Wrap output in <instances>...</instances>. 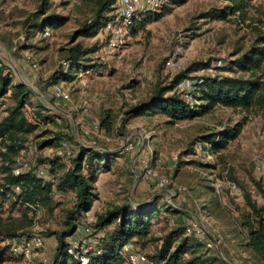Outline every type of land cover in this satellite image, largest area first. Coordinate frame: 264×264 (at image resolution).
Segmentation results:
<instances>
[{"label":"rangeland","instance_id":"374dc122","mask_svg":"<svg viewBox=\"0 0 264 264\" xmlns=\"http://www.w3.org/2000/svg\"><path fill=\"white\" fill-rule=\"evenodd\" d=\"M51 3L50 11L63 16L64 22L55 29H46L43 34L26 39L23 22L35 11L37 0H0V59L11 70L14 81L26 84L53 115H61L64 123L69 122L70 125L65 128L64 123L56 118L57 126L40 124L33 134L27 135L25 142L34 149V157L39 154L44 157L61 154L71 144L66 143L57 149L43 147L38 151L35 143L40 140L37 135L42 129L51 132L62 129L85 145L100 143L118 157L114 158L108 172L97 175L94 186L98 200L93 202L89 214L93 210H104L126 200L136 208L151 197L158 195L159 199H163V195L168 194L173 185H183L187 188L184 194L169 198L166 195L164 200L182 207L183 212L190 216L195 217L200 213L202 218L199 217L198 221L207 224V231L217 244H224V235L229 242L225 243V252H222L230 259L231 264H264L250 251L241 249L237 245L238 239L228 232L235 217L234 209L228 202V197L232 195L228 193L229 196L225 188H219L217 195L229 211L224 214L227 221L223 224L222 220L215 221L201 209L200 204L205 203L206 196L197 195L195 191L196 187L203 191L204 185H208L214 192L212 184L226 171L239 190L248 186L254 199L258 203L262 202L251 183L264 178V172L254 168L257 161L264 163V115H248L237 137L228 142L224 149L213 153L210 162H204L203 152L193 153L198 145L204 143L197 141L196 137L205 128L221 129L225 125L234 124L242 119V112L217 107L208 115L174 124L166 123V117L162 114L123 120V112L146 100L156 83L167 82L192 62H207L206 68H212L210 72L206 68L195 71L199 76L232 75L229 70L211 65L218 60L224 63L231 61L235 48H247L254 38L251 25H255L258 19L264 22V0H250L244 18L228 16L229 20L226 21L201 17V13L220 7L224 1L187 0L170 5L169 11L156 20L145 23L134 35L121 25L116 33H105L102 29L93 36L74 38H70V35L92 13V0H51ZM107 34L116 37L117 48L107 45ZM76 42L86 48L94 47L87 56L104 64V67L99 68L98 73L78 74L70 82L58 83L57 86L67 95V99L61 100L54 96L45 83L60 68L58 63L64 59L65 49ZM168 60L170 64H167ZM126 92L131 98L124 97ZM84 98L90 99L85 106L82 105ZM27 107L26 115L31 116L30 108ZM106 109L116 115L115 127L120 125V130L115 129L105 134L99 129L98 114ZM172 154L177 156L173 164L169 161ZM63 157L66 160L67 156ZM179 161L182 163L174 173ZM195 161L203 167L200 168ZM143 163H146L145 168ZM146 170L156 176L166 177L169 185L162 189L153 188L145 178ZM68 198L69 195H64L58 199L62 205ZM235 204L241 203L237 200ZM57 208L51 215L40 209L34 218V233L43 231L45 227L53 229L56 226L60 218ZM5 214L6 211L2 213L3 216ZM187 220L185 218L184 222ZM172 224L170 215L160 214V218L151 224L150 234L160 237ZM40 237L42 246L32 249L26 264H42L51 253L53 238ZM82 237L88 241V244L84 243L88 248L89 241H93L94 237ZM132 247L135 251L146 254L152 251L153 244L149 243L144 248L132 244ZM13 255L15 254L7 252L0 264L23 262L12 258Z\"/></svg>","mask_w":264,"mask_h":264},{"label":"trees","instance_id":"16d2710c","mask_svg":"<svg viewBox=\"0 0 264 264\" xmlns=\"http://www.w3.org/2000/svg\"><path fill=\"white\" fill-rule=\"evenodd\" d=\"M186 1L167 0L166 5L159 11L142 13L131 19L124 28L134 35L145 23L156 20L169 11L170 5ZM221 1L225 3L201 13V17L226 21L229 20L228 16H246L250 0ZM37 2L35 11L23 22L26 39L43 34L46 29H55L65 20L63 16L50 11L51 0ZM92 3L94 8L91 15L78 24L70 38L93 36L114 17L115 0H92ZM256 22L250 27L254 33L251 43L245 49L235 48L231 61L225 62L222 67L231 71L232 75L200 76L196 103L190 105L184 101L176 92L175 85L196 70L208 67L207 62H192L167 82L156 83L146 100L128 107L123 112V120L162 114L166 117V123L174 124L208 115L217 107L242 112V119L234 124L225 125L221 129L205 128L196 137L197 141L209 143L213 152L224 149L228 142L237 137L248 115H264V22L259 19ZM93 50L94 47L86 48L80 42L67 47L62 59L67 62L66 69L59 68L55 74L50 75L46 86L70 82L77 78L78 74L100 72L99 68L104 67V64L87 56ZM26 106L30 108L31 116L26 115ZM58 116L53 115L45 103L35 97L26 85L14 81L11 70L0 59V260L5 259L12 246H19L32 237L41 235L52 237L54 242L45 264H125L119 250L127 243L140 248L152 243V251L142 253L152 264H231L230 259L222 252H225V243L229 242L225 236H222L225 241L223 245L217 244L216 248H207L201 238L187 234L184 219H189L190 215L183 212L182 207L164 200L167 194L163 195V199H159L158 195L151 197L145 204H139L136 208L126 200L104 210H93L89 225L90 235L94 239L89 241L85 261L80 262L72 258L66 252L67 238L85 219L93 202L98 200L94 186L97 175L100 172H108L112 168V161L118 155L100 143H79L73 134L65 133L62 129L55 132L42 129L37 135L40 140L35 143L38 151L43 147L61 148L62 143L71 142L69 153L53 154L50 157L39 154L29 162L27 169L12 174L14 157L26 147V136L33 134L40 124L57 126L56 118L64 123L61 115ZM97 118V125L105 134L121 128L120 125L115 127L116 115L111 110H102ZM69 126V122L64 123L65 128ZM65 155L66 160L63 157ZM181 163H177L174 173ZM196 164L200 168L203 167L198 162ZM38 165L45 167L44 176L35 174L34 170ZM251 185L261 198V203L254 199L248 186L240 190L239 197H231L226 191L230 196L228 202L235 212L232 228L228 232L238 239L237 245L241 249L250 251L264 263V178L252 181ZM185 190L187 191L186 187ZM195 191L197 195L206 196L205 203L200 204L201 209L215 221L222 220L224 224L227 221L224 214L229 211L222 205L212 188L204 185L203 191L197 187ZM64 195H69V198L67 203L61 205L58 198H63ZM237 200L240 205L235 204ZM37 207L48 215L59 207L57 209L60 218L53 229L45 227L43 231L34 233L32 227L35 225ZM4 211L6 214L3 216ZM160 214L170 215L173 224L160 237H154L150 234V227L160 218ZM12 258L21 261L22 254L17 253Z\"/></svg>","mask_w":264,"mask_h":264},{"label":"built area","instance_id":"2783aa9c","mask_svg":"<svg viewBox=\"0 0 264 264\" xmlns=\"http://www.w3.org/2000/svg\"><path fill=\"white\" fill-rule=\"evenodd\" d=\"M70 1V0H65ZM167 0H115L114 3V17L106 22L103 30L105 33H116L119 31L120 26H125L131 19L138 17L140 14L149 12V11H159L164 5H166ZM107 34L108 40L107 45L113 49L118 47V41L115 36H109ZM20 39L22 37L20 36ZM172 59V58H170ZM170 60L167 61V64H170ZM59 67L62 70H65L67 67V62L64 60L59 61ZM225 63L221 61H216L214 65H211V67L219 68L224 67ZM205 69V68H204ZM199 69V70H204ZM212 68H206L205 70L211 71ZM197 71V70H196ZM201 82L200 76L196 75L195 72H193V75H190L189 77H185L180 79L176 85L175 89L176 92L180 94V96L183 98L184 101L189 103L190 105L196 103L195 102V96L198 93V84ZM51 92L54 94V96L58 99H67V95L61 90L59 86L56 84H53L50 86ZM124 97L126 99L131 98V95L129 93H124ZM90 101V99L84 98L82 101V105H87V103ZM65 143L61 144V147L64 146ZM141 145V143H139ZM66 149V148H65ZM63 150L62 153L57 155L68 154L69 148L66 150ZM203 150V151H202ZM203 152L204 162H210L213 157V152L210 149L209 143H202V145H198L194 154H197L199 152ZM35 153L34 149L30 144H26V147L22 149L18 155L14 157L15 166L11 169L12 174H18L20 171L25 170L29 167V162L34 158ZM169 161L175 163L177 160V156L175 154H172L169 157ZM146 167V163H143V168ZM254 168L256 170H261L264 172V163L257 161L256 165H254ZM35 174L37 176H44L45 175V167L43 165H38L36 169L34 170ZM145 178L149 182V184L155 188V189H162L164 188L168 183V179L163 176H156L152 172L146 170ZM213 190L216 194L219 193V188H225L229 194H231L234 197H239L240 190L236 184V182L227 176L226 171L222 173L219 180H216L212 184ZM171 194H167V197L169 196H176L181 195L186 192L184 186L179 185H173L171 189L169 190ZM30 208H34L30 206ZM35 217H37L40 208L35 209ZM201 217V214L198 213L197 216L194 217V215H191L190 218L187 220L186 223V233L187 234H193L198 238H201L204 242L205 247L207 248H216L217 241L211 237L208 233L207 224L203 221V224L198 221ZM92 221L91 214H87L85 219L82 221L80 225L76 227L72 235H70L67 238L68 247L66 249V252L72 256V258L84 262L85 261V253L87 252V245L88 241L83 239V235H89L91 232L90 222ZM88 244V243H87ZM42 246V238L39 236L32 237L29 241H25L23 244L19 246H12L10 248L11 254H22V261L20 264H26V261L29 258L30 252L33 248L41 247ZM120 256L123 258V261L125 264H152L149 262L146 257L133 249L132 245L130 243H127L121 247L119 250ZM46 260L44 259L42 261V264H45Z\"/></svg>","mask_w":264,"mask_h":264},{"label":"water","instance_id":"95a60500","mask_svg":"<svg viewBox=\"0 0 264 264\" xmlns=\"http://www.w3.org/2000/svg\"><path fill=\"white\" fill-rule=\"evenodd\" d=\"M22 83V82H21ZM22 84H24V83H22ZM24 85H26V84H24ZM37 95H39L38 93H37ZM40 96V95H39Z\"/></svg>","mask_w":264,"mask_h":264}]
</instances>
